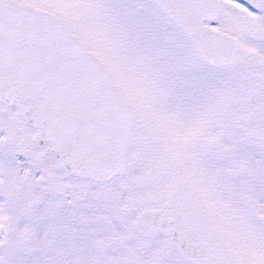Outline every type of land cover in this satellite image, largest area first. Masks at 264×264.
<instances>
[{"label":"snow or ice","instance_id":"snow-or-ice-1","mask_svg":"<svg viewBox=\"0 0 264 264\" xmlns=\"http://www.w3.org/2000/svg\"><path fill=\"white\" fill-rule=\"evenodd\" d=\"M0 264H264V0H0Z\"/></svg>","mask_w":264,"mask_h":264}]
</instances>
